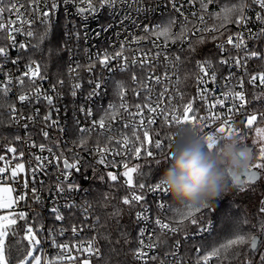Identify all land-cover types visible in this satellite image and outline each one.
Segmentation results:
<instances>
[{
  "label": "built area",
  "instance_id": "1",
  "mask_svg": "<svg viewBox=\"0 0 264 264\" xmlns=\"http://www.w3.org/2000/svg\"><path fill=\"white\" fill-rule=\"evenodd\" d=\"M13 3H18L22 6L20 15L23 17V25L16 24L17 28L22 27V31L16 35L18 42L28 45L21 53L22 59L17 65H13L10 61L4 63L0 60V63L4 64L3 72H0V81L5 79L4 73H11L13 78L12 91L8 94L7 99L14 103L19 111V114L23 117L34 116L37 108L40 110V115L36 117L35 121L21 120V124L28 123L29 127L24 129L19 125L12 124L13 128L22 137V140L16 141L13 144L4 146L0 155L5 156L4 161H0V166H7L9 168L14 167L16 163L25 164V172L20 173L18 181L21 177L31 180V169L36 166V162L33 159L35 155H42L46 158L50 157L49 152L41 151L39 147H31L34 142L36 145L44 144L46 148H52L53 152L60 154L63 152V156L69 161L75 160V153L81 155V172L76 173L74 177L75 182L79 183L80 189L72 193L68 198L75 203L82 204L84 202L91 203V195L98 183L111 182L107 180V173L112 171L118 175L116 182L121 189L123 196H131L133 192L141 194V190L138 184L143 182L148 185L154 183L145 182L143 178L138 176V173L133 174L132 188H129L123 183V172L126 170L123 165L126 163L129 167H135L137 165L141 167L151 162L160 161L162 164V170L168 167V160L171 150L168 149L167 144L172 143L167 137L178 125L175 123L166 124L164 117L160 114L161 109H165L167 106L177 108V115H183V106L192 101L193 109L197 117L209 116L213 112L221 115L223 118L226 116V107L230 105V101L226 102L225 110L222 111L219 106L216 109H208V105L214 101V98L221 97V92L229 90V87L235 86L236 81L233 80L228 87H225L224 76L227 75V67L221 66L218 61L222 57L236 56V50H232L231 45H227L225 51L222 53L217 49L216 45L226 41L228 35L234 34L242 29H239L235 24L233 26H227L226 29H220L219 32H200L199 29L207 27L211 28L213 25L219 27L217 20H214L208 16H205V24H201L198 20L200 14L199 0H195V3H189L188 0H176L177 7H182L183 16L173 10L170 0H140L137 4L136 0H129V3H123V0H118V3L113 7H104L99 9V0H92L93 4L97 5L99 9L96 12H80L81 7H87V0L82 4L81 0H55L57 7L49 11V7L53 3V0H37L35 5L36 11L32 10L30 0H12ZM0 6L10 7L9 0H3ZM220 7L219 3L209 5V11H218ZM146 9V10H138ZM259 11L258 8L253 7L248 9V15L253 17L255 12ZM43 12H49L47 17L42 15ZM196 12L197 16H193L192 13ZM128 14L129 19L124 20V15ZM188 18V27L192 29L188 33L186 40L181 43L177 41L175 44L171 40L165 41L164 37H157L152 34H148L145 39L139 43L136 42V38L145 36L144 29L148 27L150 29L157 26L166 25L170 18L179 19L183 21L184 17ZM16 14L5 12L3 17H0V23H6L9 20H16ZM123 21V23H122ZM31 22V23H30ZM58 24L62 27L63 32V55H64V69L56 70L55 72H45L39 61H36L41 67V74L46 78L44 80H37V85L41 86L48 95L53 97V105L50 107L46 101L37 103L21 102L17 99L18 94L22 89L16 83V77L21 75L25 70L26 64L31 60L29 49L32 45L34 38L36 37L38 28L44 25ZM253 31H258L261 25L255 23V21L248 25ZM31 30L35 33L34 37H27L24 33ZM179 27H174V32H179ZM79 33V38L75 33ZM0 35H6V32L0 33ZM203 36L205 42L203 44L198 43V38ZM213 36L216 38L213 39ZM189 41L195 45L196 51L194 53L189 52ZM3 45H6L8 41L2 40ZM249 47L253 46L252 41H248ZM166 44V46H165ZM256 46L264 51V40L256 42ZM184 51L181 52L180 49ZM114 51H122L123 57L127 60H114L110 61L108 67H103L97 64L98 56H103L105 52L112 54ZM159 53V55H157ZM18 55L16 49H10V58L15 59ZM175 55L181 57V63L178 70L173 68L172 58ZM242 55V53H241ZM209 59L213 63V69L217 73V80L215 83L209 81L206 85L207 99L201 100L198 95V87H204L197 84V77L201 75L199 69L196 66V62ZM136 63H133V61ZM145 61L142 65L140 61ZM89 64H95L96 67L92 71H88ZM260 61L252 60L249 62L248 69L250 72L259 71ZM79 66V67H78ZM75 69L76 71H72ZM234 72L238 70L233 69ZM165 72L168 73V80H164ZM176 72L180 77V84H176V76L173 73ZM78 73V75H77ZM135 75L139 78L140 82H133L132 76ZM160 76L163 81L160 84H156L154 79L149 80V77ZM185 77H187L185 79ZM247 79V78H246ZM26 87L23 91L31 92V89L27 87V78H25ZM63 81V85L59 83ZM79 82L81 84L80 89L77 90V95L72 96V84ZM96 83L100 84L99 88H95ZM123 83L126 87V101L129 105L128 112L119 108V99L117 97V85ZM148 84L153 90L150 93L152 99L148 101L146 98L149 93L145 91L141 84ZM95 88V94L89 95ZM168 91L165 93V99L160 105V109L157 113L153 114L148 112L147 107L143 109L142 116L137 115L136 104L145 105L151 103L152 106L156 104V97L165 89ZM246 90L248 93V99L250 104L246 105V110L249 114L253 111H264V101L252 99V93L259 91V89H253L252 86L246 84ZM134 91H139L140 95H134ZM2 95V94H0ZM110 105H115L116 112L113 113V109ZM90 110L92 115H86L85 111L81 109ZM114 115V119H109L105 113ZM9 113V111H8ZM46 113H51L52 120L57 121L56 124H52L51 120L44 121L43 116ZM131 113V115L129 114ZM193 113L190 112L191 116ZM104 118L106 121V127L101 129L97 124L93 127V121H98ZM145 120L144 125H140V120ZM148 119H155V124H148ZM233 119L235 120L234 127L243 129L244 138L248 135V131L255 133L254 127L264 125V121H259L257 125H254L253 129L244 128L241 123L243 119V113L235 114ZM171 120V115H169ZM220 122L209 123V127L205 129V132H211L214 135H222L214 131ZM127 124L129 127L125 128ZM51 125V126H49ZM180 126V125H179ZM81 128H90L88 133H81ZM133 129L136 130V136L140 139L137 140L132 135ZM42 130L49 132V137L45 138L42 135ZM145 130L149 132V139L154 141L156 138L165 142L163 151L156 150L154 143H149V140H145L143 133ZM226 134V133H225ZM127 136L129 142L125 147L123 139ZM88 140L85 149L79 147L78 141L81 138ZM99 141V147L108 148L109 151L105 153L106 165L97 163L98 156L95 153V148ZM251 145V144H250ZM13 146L17 148V153L23 152L24 156L21 158L18 154L8 153L7 148ZM248 146V145H247ZM141 147V155L137 158L134 148ZM153 151V156L148 157L147 151ZM62 163V161H61ZM91 164L93 167H83V165ZM95 168V174L93 169ZM10 173L3 174V185L12 186L14 188V196H18L22 191L27 192V198L23 201H18L14 205V210L25 211L29 215L31 223L35 224L37 231L39 232V238L43 241V251L45 258L48 256H55L58 250L51 246V236L48 229L55 228L57 232L61 227L65 229L63 236L55 235L58 243H68L69 245H86L93 237L98 238L97 226L90 228L89 224L96 223V212L92 206V209L87 214V221L83 224L85 217L81 210H64L66 215L65 221H54L51 208L54 204L63 205V197H58L55 193L54 185L56 183V177L59 172L53 166L47 167V173L37 171L36 179L29 183L28 189H22L21 182L13 183L9 179ZM100 176H105V180H100ZM142 176V175H141ZM41 182L43 187H41ZM36 187L39 190L41 197L40 202H36L32 199V193L30 189ZM51 188V191L49 190ZM144 190L143 194L146 197L147 206L149 209L150 220L148 222L137 223L135 219V213L141 211L139 205L132 209L134 213V222L138 229L145 228L147 233L153 232L159 234V228L155 225V219L160 218L164 222L167 220V213L169 209L168 198L170 197L165 193H151ZM264 201V196L261 199ZM122 202V200H121ZM159 203H164L163 209L158 207ZM92 204V203H91ZM127 206V205H125ZM129 207V206H127ZM3 210H0V213ZM39 213V216H37ZM206 232H197V229L189 232V235L183 238L181 236V242L179 249L172 247L170 251L163 255V260L158 264H176L178 260L183 264V247L182 243L191 239H202L211 234L214 228L213 221H208L203 225H209ZM43 224L44 229H40V225ZM77 225L82 227L81 231H78L75 235L71 232V227ZM139 233V231H138ZM178 231L175 236L169 235L168 237H178L180 234ZM155 239V237H153ZM145 244L151 243L148 236L144 237ZM98 246L99 242L97 240ZM100 247V246H99ZM139 247L137 238V248ZM260 250H264V239L261 241ZM144 251L148 254L141 260L135 261L138 264H148L152 259L150 257L161 255L160 244L153 249L144 248ZM175 252V255L172 253ZM39 254V253H36ZM73 256L79 257V260L75 262H64V264H82L83 259L88 257L87 253L78 251L73 248L70 253ZM259 255V253H258ZM100 258L91 257L90 261ZM15 264V263H13ZM192 264V263H191ZM197 264V263H193ZM200 264H204L200 263ZM208 264H211L209 259Z\"/></svg>",
  "mask_w": 264,
  "mask_h": 264
},
{
  "label": "snow or ice",
  "instance_id": "2",
  "mask_svg": "<svg viewBox=\"0 0 264 264\" xmlns=\"http://www.w3.org/2000/svg\"><path fill=\"white\" fill-rule=\"evenodd\" d=\"M3 0H0V3H2ZM67 2V0H65ZM85 0H81V3L83 4ZM137 4L140 3V0H136ZM189 3H195V0H188ZM37 3V0H30V4L32 5V10L35 12L36 8L35 5ZM118 3V0H99V9H102L106 6L113 7ZM123 3L127 4L129 3V0H123ZM171 7L174 11L179 13L181 16H183L182 7H177L176 0H170ZM218 3V0H199L200 5V14L198 16V20L201 24H205V16H208L214 20L220 21L219 27L216 25H213L211 28H201L199 29L200 32H211L216 33L219 32L220 29H226V25L228 24H235L239 29H242L241 31H238L234 34L228 35L225 42L217 44L216 47L220 52H224L227 45L232 46V50H236L237 55L228 57H222L218 63L223 66L227 67L228 73L226 76L223 77L225 80V87H228L233 80L236 81V85L229 87V90L221 92V97L214 98V101L208 105V109H216L217 106L220 107L222 111L225 110V105L227 101H230V105L226 107V116L227 118H223L221 115L216 114L213 112L211 115L205 117V116H199L194 112L193 109V103L192 101H188L183 106V115H177V108L167 106L165 109H161L160 114L164 117V121L166 124L175 123L176 125H188L193 127H198L202 134H204L205 139L208 141V147L209 149L213 148L214 142L216 140V136L212 134L211 132L206 133L205 129L209 127V123H215L220 122L219 125L214 129L215 132L220 134H229V135H235L237 137L241 138L242 144L244 140L243 135V129H238L234 127L235 120L233 119L235 114L243 113V119L241 123L243 124L244 128L247 129H253L254 125H257L259 121H264V111L257 112L253 111L251 114H249L246 110V105L250 104L251 101L247 98L248 93L246 90V84L253 87V89H259V91H254L252 93V99L254 100H260L264 101V51H261L257 46L256 42H259L261 40H264V0H236L235 3L231 4H225L223 6L219 7L218 11H209V5ZM10 7H3L0 6V17H3L5 12H8L9 14L15 13L17 19L16 20H9L6 23H0V33L6 32V35H0V40L6 39L8 43L6 45L0 46V60H3L4 63H8L9 61L13 65H17L19 61L23 58L21 53L23 50L28 47L25 43L18 42L16 39V35L19 34L22 31L21 28H17L16 24L19 23L21 26L23 25V17L20 15V11L22 6L18 3H13L12 0H9ZM49 11L52 9H55L57 7V4L55 3V0H53V3L48 6ZM256 7L259 9V11L255 12L254 15V21L255 23L261 25L258 31H253L251 28L248 27V25L252 24L253 17L248 15V9ZM97 8V5L93 4L92 0H87V7H81L80 12H96L99 10ZM138 10H146V9H138ZM42 15L44 17H47L49 15V12H43ZM193 16H197L196 12L192 13ZM129 15H124V20L129 19ZM31 23V22H30ZM123 23V21H122ZM189 21L188 18L185 16L183 18V21L177 19L170 18L166 25L163 26H157L156 28H148L145 27L144 32L145 36H140L136 38V42L139 43L141 40L145 39L148 34L155 35L157 37H164L165 41L171 40L173 44H175L177 41L183 43L189 32L192 31L188 27ZM179 27V32H174V27ZM27 37H34L35 33L31 30H28L24 33ZM76 37L79 38V33H75ZM48 36L47 29L45 32L39 37V42L42 43ZM216 37L213 36V39ZM248 41L253 42V46L249 47ZM198 43L203 44L205 42V38L203 36L198 38ZM39 44L33 45L32 47H38ZM166 46V44H165ZM10 49H16L18 52V55L15 59L10 58ZM181 52L184 51L183 48L180 49ZM196 51L195 45L192 44L189 41V52L194 53ZM242 53V55H241ZM159 55V53H157ZM114 60H124V63H127V60L123 57L122 51H114L112 54H108L105 52L103 56H98L97 64L108 67L110 61ZM252 60H258L260 61L259 71L256 72H250L248 69L249 62ZM173 62V68L178 70L179 64L182 62L181 57L179 55H175L172 58ZM133 63H136L134 60ZM140 63L143 65L145 61H140ZM196 66L199 69L201 75L197 77V84L203 85L204 87H198V95L200 96L201 100L207 99V92L208 89L206 87L207 83L211 81L212 83H215L217 80V73L215 70H212L209 72L210 69H213V63L209 59H205L204 61H197ZM4 64L0 63V72H3ZM40 65L34 61L30 60L26 66L25 70L21 73V75L16 77V83L19 85L20 93L17 96V99L21 102V104L32 103L33 101H36L39 103L41 101V98L43 101L47 102L48 106L53 105V97L51 95H48L46 91L42 89L41 86L37 85V80H44L46 77L41 74L40 71ZM79 67V66H78ZM95 64H89L87 67L88 71H92L93 68H95ZM233 69L238 70V72H234ZM72 71H76L73 69ZM78 75V73H77ZM173 75L176 76V84H180V77L179 75L174 72ZM5 79L3 81H0V94L6 99L8 97V94L12 91V84H13V78L11 73H4ZM25 78H27V87L31 89V92L29 91H23V89L26 87V81ZM187 77H185L186 79ZM247 78V79H246ZM154 79L156 84H160L163 81L161 80L160 76H154L149 77V80ZM168 73L165 72L164 74V80H168ZM133 82H140L139 78L135 75L132 76ZM61 85H63V81H59ZM142 88L149 93V96L146 98L148 101H151L152 97L150 93L152 92V88L149 87L148 84L142 83ZM72 91L71 95L76 96L77 90L80 89L81 84L79 82H76L72 84ZM100 84L96 83L95 88H99ZM95 88L93 89V92L89 95L95 94ZM168 91L167 88H165L157 97H156V104L155 106H152L151 103H147L145 105L136 104L135 108L137 109V115H141L143 113V109L147 107L148 112L150 113H157V110L160 109L161 103L165 99V93ZM117 97L120 101L119 108L122 109L125 112H128L129 105L125 99L126 97V87L123 83L117 85V91H116ZM134 95L139 96V91H134ZM0 107H3V104H0ZM110 107L113 109V113L116 112L115 105H110ZM82 111L86 112V115L90 116L92 115L90 110L81 109ZM8 111H9V119L10 123L14 125H19L20 127H23L24 129H27L29 127L28 123L21 124V120H27V121H35L36 117L40 115L39 108L36 109L34 116L29 117H23L19 114L18 109L16 108L14 103L8 104ZM192 112L193 114L190 116L189 113ZM131 115V113H129ZM106 116L109 117V119H114V115L105 113ZM169 115H171V120H169ZM44 121L51 120L52 124H56L57 121L52 120L51 113H46L43 116ZM148 124H155V119H148ZM3 124L2 114H0V125ZM99 125L101 129H104L106 127V121L104 118H101L98 121H93V127L96 125ZM145 120L141 118L140 125H144ZM51 126V125H49ZM125 128L129 127V125L125 124ZM90 128H81V133H88L90 132ZM255 134L259 140V154H258V160L259 163L252 164L248 169H246L240 176L233 177L231 179L232 184H244L248 182H255L262 177H264V125L255 126L254 127ZM42 135L45 138L49 137V132L42 130ZM132 135L136 137L137 140L140 139L139 136H136V130L133 129ZM144 139L149 140V143H154V148L156 150L163 151L165 147V142L162 141L159 138H156L154 141H151L149 139V132L148 130H145L143 133ZM14 139L16 141L22 140V137L20 135H15ZM168 140L174 141V137L168 136ZM125 147H127L129 138L127 136L123 139ZM88 140L85 138H81L78 141L79 147L81 149H85V146L87 145ZM31 147H39L40 150L47 151L51 154L50 157L46 158L42 155H35L33 159L36 162V166L31 169L32 175L31 180L28 178L21 177L18 181V176L20 173L25 172V164L24 163H16L14 167H7V166H0V210H8L7 214H0V264H13V258L11 256V252L13 248H16L17 250V256L15 258V264H64V262H75L79 260V257L73 256L70 253L72 252L73 248H75L78 251H82L84 253L88 254V257L83 259L82 264H90V258L91 257H101L102 252L101 248L98 246L97 237H93L86 245H69L68 243H58L55 235L63 236L65 234V229L61 227L59 231L55 228L48 229L49 234L51 236V246L56 248L58 250L57 254L53 256H48L45 258V253L43 251V241L39 238V232L36 229L35 224L31 223L29 220V215L25 211H16L14 210V205L18 203V201L26 200L27 198V192L22 191L18 194V196H14V188L12 186H3V174L10 173L9 179L13 181V183L21 182L22 189H28L29 183L31 181H34L36 179V172H44L47 173V167L53 166L56 168L59 172V175L56 177V183L54 185L55 193L58 197H63L64 203L63 205L54 204L51 208V212L53 214L54 221H65L66 215L64 214V210H73L78 209L82 211V214H84V221L81 223L87 221V214L92 209V204L90 202H84L82 204H77L73 200L69 199L68 197L80 189L79 183L75 182L74 179H70L71 177H74L76 173L81 172V155L80 153H75V160L69 161V159L65 158L63 156V152L60 154H56L53 152L52 148H46L44 144L36 145L34 142L30 145ZM168 149L171 150V143L167 144ZM243 147L246 151H248L251 155L253 153V149L248 147L246 144H243ZM109 151L108 148H101L99 147V141H97V146L95 148V153L99 157L97 160L98 164L106 165L105 160V153ZM135 152L137 158L141 155V147H136L133 149ZM8 153L18 154L19 157H23L24 153L21 151L17 153V148L13 146H9L7 148ZM147 156L152 157L153 151L148 150ZM5 156L0 155V161H4ZM62 161V163H61ZM156 164L159 165L160 161L157 160ZM107 166V165H106ZM83 167H93L91 164L85 163ZM123 167L126 169L123 172V177L125 178L123 183L127 185L129 188H132L134 186L133 184V174L138 173L140 175H145L140 169V166L137 165L135 167H129L128 164H124ZM255 168L257 171H253L252 169ZM95 174V168L93 169ZM151 172L148 173L150 175ZM241 176L246 177V180H242ZM100 180H105V176H100ZM107 180L111 182H116L118 180V175L113 173L112 171H109L107 173ZM254 186V183L253 185ZM41 187H43V183L41 182ZM113 187H115V184H113ZM139 189L141 190V194H136L135 192L132 193V195L129 197L125 195L122 198V204L129 206V211H131L134 207L137 205L140 206L142 209L141 211H137L135 213V219L137 223L141 222H148L150 220L149 215V209L147 206L146 197L143 194L144 190L146 189V184L141 182L138 184ZM51 191V188L49 189ZM148 192L151 193H165L167 194V191L161 187V185L157 182L153 185H148L147 189ZM241 191H244L245 189L241 187ZM32 193V199L36 202L41 201V197L38 194L39 190L36 187H32L30 189ZM105 201L109 199V197H104ZM158 207L163 209L165 207L164 203H159ZM204 209H208L210 212L215 211L214 208H209L206 206H201L198 208H177L172 209L173 216L172 220L170 222H164L160 218L155 219V225L159 228V234L156 233L155 229L151 233H147L145 228H140L138 233V244L139 247L132 250V254L134 259L141 260L148 254L144 251V248L153 249L156 248L159 244H167V239H161V237H168L169 235L175 236L178 231H184L185 230V222H189L192 226H196L197 232H206L208 230L209 225H202L201 221L204 216ZM199 213L200 215L197 216L196 214ZM257 214L259 215L260 219L258 221L259 225V233H255L256 225H252L253 233L251 235L243 234L242 229L240 227V224L237 225V229L240 230V234L235 235V238L229 239L226 244L221 245L218 248H214L212 251L208 252L207 254L201 256L197 264H200V260L204 262V264H208V261L211 257H220L221 252L227 251L228 249H234L232 255L233 256H239L240 255V249L239 246H246L250 245V250L253 253L258 252L259 253V260L258 262L253 261L252 259H247L244 261V264H264V250L258 249V235H264V201L260 202V206L257 210ZM113 217H117L119 215V209L117 211L113 212L111 214ZM37 216H39V213H37ZM19 221H23V224H20ZM100 222V217H96V223L95 224H89L90 228H95L96 225H98ZM242 224L247 225L250 224V221L245 217L242 222ZM40 229L43 230L44 226L43 224L40 225ZM82 227H79L77 225H73L71 227V232L75 235L78 231H81ZM22 231L24 233L22 240H25L28 242V246L26 249L19 248V241H16L15 243H10L9 238L16 237L19 235V232ZM55 234V235H53ZM145 235L148 236V239L152 241L151 243L145 244L144 237ZM189 233L185 232V237H187ZM121 236L125 239V243H127V237L126 233H121ZM155 237V239H153ZM181 242L179 240H176L172 247L179 249ZM110 251H114V249H110ZM199 251V249H198ZM39 253V254H36ZM172 255H175V252L172 253ZM157 257L152 256L150 259L155 260ZM227 259V257H225ZM176 264H182V261L178 260Z\"/></svg>",
  "mask_w": 264,
  "mask_h": 264
},
{
  "label": "trees",
  "instance_id": "3",
  "mask_svg": "<svg viewBox=\"0 0 264 264\" xmlns=\"http://www.w3.org/2000/svg\"><path fill=\"white\" fill-rule=\"evenodd\" d=\"M236 0H218L220 6L225 4L235 3ZM220 24V21L217 20ZM234 24H228L227 26H233ZM47 29V38L40 43L39 37ZM39 44L38 47H32ZM63 32L62 27L58 24H48L38 28L36 37L29 49L30 59L37 60L42 65L45 72L52 73L56 70L64 69V55H63ZM3 45L0 40V46ZM11 101L5 99L0 95V114H2L3 124L0 125V153L4 146L13 144L16 142L15 135H19L10 123L8 104ZM255 145V144H251ZM162 164H156L151 162L141 167V171L145 175L138 176L143 178L145 182L154 183L159 180L163 174ZM151 172L150 175L148 173ZM231 183V182H230ZM115 184V187H113ZM230 190L223 194L214 203L213 207L215 211L210 212L208 209H204L205 213L201 224H205L208 221H213L214 228L211 234L202 239H191L182 243L183 247V264L197 263L198 259L212 251L214 248H218L223 244H226L229 239L235 238V235L240 234V230L237 229V225L240 224L243 234L251 235L253 233L252 225H256L255 233H259L258 221L260 219L257 214V210L260 206L261 199L264 196V177L254 183H244L242 185H235L231 183ZM241 187L245 190L241 191ZM122 189L117 183L102 182L98 183L91 195V203L96 212V215L100 217V222L97 226L98 242L101 248L102 256L92 261V264H138L132 254V250L137 248L138 227L134 222V213L129 211V207L122 204ZM109 199L105 201L104 197ZM169 209L167 213V220H172V209L183 208L177 203L168 198ZM119 209V215L113 217L111 214ZM197 216L200 214L197 213ZM247 217L250 224H242V220ZM23 224V221H19ZM185 230L179 231L178 237H161V239H167V244H160V253L155 260H151L148 264H158L163 260V255L172 249V245L176 240H181L185 232L189 233L196 230V226H192L189 222H185ZM126 233L127 243L121 236V233ZM24 233L19 232L16 237L9 238L10 243L19 241V248L26 249L28 242L22 240ZM182 236V238H181ZM261 240L264 239V235H258ZM114 249V251H110ZM199 249V251H198ZM240 255L233 256L234 249H228L221 252L220 257H211V264H244L247 259H252L258 262V252L253 253L250 250V245L239 246ZM16 248H13L11 256L13 263L17 256ZM227 257V259H225ZM200 263H203L200 260Z\"/></svg>",
  "mask_w": 264,
  "mask_h": 264
},
{
  "label": "clouds",
  "instance_id": "4",
  "mask_svg": "<svg viewBox=\"0 0 264 264\" xmlns=\"http://www.w3.org/2000/svg\"><path fill=\"white\" fill-rule=\"evenodd\" d=\"M169 136L174 141L168 167L158 183L182 207L212 208L230 190L231 179L253 163L252 155L235 135H217L211 149L198 127L180 125Z\"/></svg>",
  "mask_w": 264,
  "mask_h": 264
},
{
  "label": "rangeland",
  "instance_id": "5",
  "mask_svg": "<svg viewBox=\"0 0 264 264\" xmlns=\"http://www.w3.org/2000/svg\"><path fill=\"white\" fill-rule=\"evenodd\" d=\"M248 135L245 136L243 143L244 144H255L256 146H259V140L256 136L255 133H252L250 131H248L247 133ZM3 186H8V185H3ZM14 195V194H13ZM8 210H3V212H1L0 214H7ZM90 264H92V262L90 261Z\"/></svg>",
  "mask_w": 264,
  "mask_h": 264
},
{
  "label": "flooded vegetation",
  "instance_id": "6",
  "mask_svg": "<svg viewBox=\"0 0 264 264\" xmlns=\"http://www.w3.org/2000/svg\"><path fill=\"white\" fill-rule=\"evenodd\" d=\"M246 145H248V144H246ZM252 146H254V150H253V163L252 164H256V163H259L260 162L258 160L259 146H256V145H252Z\"/></svg>",
  "mask_w": 264,
  "mask_h": 264
},
{
  "label": "water",
  "instance_id": "7",
  "mask_svg": "<svg viewBox=\"0 0 264 264\" xmlns=\"http://www.w3.org/2000/svg\"><path fill=\"white\" fill-rule=\"evenodd\" d=\"M248 147H250V148H252L253 150H254V146H252V145H248ZM252 157H253V153H252ZM253 171H257V169H255V168H253L252 169ZM241 179L242 180H246L247 178L246 177H244V176H241ZM260 180V179H259ZM259 180H257V181H259ZM257 181H255V182H257ZM255 182H248V183H255ZM235 185H237V184H235ZM240 185H242V184H240ZM258 249H259V246H260V243H261V238L260 237H258Z\"/></svg>",
  "mask_w": 264,
  "mask_h": 264
}]
</instances>
